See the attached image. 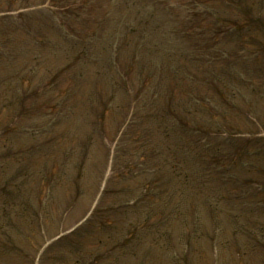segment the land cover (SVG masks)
I'll use <instances>...</instances> for the list:
<instances>
[{"label":"trees","instance_id":"trees-1","mask_svg":"<svg viewBox=\"0 0 264 264\" xmlns=\"http://www.w3.org/2000/svg\"><path fill=\"white\" fill-rule=\"evenodd\" d=\"M213 1L220 0H210L212 5L206 0H0L3 12L36 6L0 15V65L7 67L12 60L8 49L15 50L11 57L20 55L23 60H12L23 72L0 97V202L15 203L24 188L31 187L22 181L24 173L35 177L40 193L60 177L55 159L42 173L37 171L40 163L33 165L39 155L49 154L51 141H74L82 153L96 141L107 153V164L113 153L112 175L93 215L49 243L41 264L49 259L58 264L72 254L70 264H117V253L141 255L136 246L145 241L171 258L167 264H176L184 248L180 251L173 228L181 224L180 243L194 248L197 230L190 227L194 219H201L193 208L197 203L206 204L212 219L223 213L231 219L236 214L254 216L249 210L255 204L261 205L255 210L264 211V112L257 106L259 100L264 104L258 87L264 81L263 0H221V9ZM183 8L190 11L186 19L179 13ZM165 13L170 27L185 33L186 43L195 41L193 46L155 47L164 33L157 20L167 22L162 19ZM217 24L233 38L228 42L233 52L249 51V60L231 58L232 71L224 74L198 62L207 51L202 44L224 42ZM204 28L211 36L195 33ZM47 53L58 63L47 61ZM8 71L13 68L0 74ZM130 79L138 87L132 93ZM240 86L251 89V100L236 101ZM77 94L85 99L79 105ZM74 106L87 126L83 136L68 134L70 122L57 130L62 112ZM141 108L144 113L137 115ZM35 110L42 119L33 117ZM108 123H114L110 130ZM19 133L32 135V141L15 145ZM39 133L43 135L35 140ZM72 148H64L63 155ZM221 168L249 170L242 184L250 191L238 184L208 185ZM182 182L192 189H182ZM184 190L190 194L184 195ZM18 210L19 206L0 208V264H34L44 241L35 229L19 224ZM255 221L261 219H253L254 228ZM257 228L264 231L260 223ZM200 229L199 237L208 239V231ZM249 240L264 245L257 234Z\"/></svg>","mask_w":264,"mask_h":264},{"label":"rangeland","instance_id":"rangeland-1","mask_svg":"<svg viewBox=\"0 0 264 264\" xmlns=\"http://www.w3.org/2000/svg\"><path fill=\"white\" fill-rule=\"evenodd\" d=\"M206 2L211 4L210 0H206ZM213 3L216 4L219 9H221V7L219 6V4L221 3V0L213 1ZM260 7H262L264 11L263 2H261ZM189 12L190 11H188L187 8H183L182 10H180L179 13L180 15H182V18L186 19V15H188ZM124 15L128 17V15L126 14ZM162 19L163 20L167 19V22L162 21L160 19L157 20V21L162 22V25L160 26V30L164 29V33L162 34V37L156 38L158 43L155 45V47L164 46V48L166 47V48H171L174 50L176 46L177 48H179L181 46L185 47V46L194 45L195 41L186 43L183 40V35H186L185 33L183 34V32L178 30L176 27H173V26L170 27L171 19L168 17L167 14L166 16L163 14ZM179 19H180V16H179ZM203 24L207 25L204 22L202 23V25ZM223 26L224 25L222 24H217L218 28L216 29L218 31L216 32H219V35L221 36V39H224V42L222 41L219 43L216 42L214 43L212 47H210L211 44H205V43L202 44V47L203 48L206 47L207 51L205 52V54H203L201 60H199L198 62L202 65V67L206 66L212 69L219 68L220 72L224 74L225 72L229 73L232 71V68H230L229 66V60L231 58L236 57L238 60L239 59L238 56H241L244 60L245 59L249 60V57H248L249 51L244 49V50H237V52L236 51L233 52L230 49L231 43H228V42H232L233 38L231 36H228V33L226 32ZM195 33L198 36H207V37L211 36L212 34L210 30L207 28H204L201 31L198 30ZM174 35L178 37V41H179L178 43H176L177 38L173 37ZM168 39H170V41L173 44H168L167 42ZM14 51L15 50L13 49H8L5 52L8 53V56L10 59L14 60L17 63L18 61H20V63L23 64V60L21 59L20 55H18V59H15L9 55V53H13ZM46 57H47L46 58L47 61H51L54 64L58 63L55 61L54 57L50 53H47ZM178 59H179L178 53H175L174 61L177 63V70H179V68L182 67ZM12 60H8V62L5 64L7 67H2L0 65V73H3L8 67L13 68V71L11 72L8 71L4 74H0V97L4 93V88L17 83L19 80H17L16 77L18 75L19 76L22 75L21 72H23V69L21 72H19L18 69L15 68L16 65H13L14 62ZM133 80L134 79L129 80V83L131 85L130 93L138 89V87L134 88L133 83H132ZM243 83L244 82H242L241 84ZM240 87L241 88L236 89V97H237L236 101L239 99H244V101L246 102L247 100H251V96H250L251 89L249 87H243V86H240ZM258 87L259 88L261 87L262 95H264L263 94L264 93V81H262V84L258 85ZM77 95H78V100H75V103L76 105H79V103L85 101V99L81 98L79 94ZM82 96L84 97V94ZM133 96L136 97V94H133ZM138 100L141 102L143 101V99H138ZM257 106H259L260 110L264 112V104L262 101L259 100V102L257 103ZM136 112H137V115H142L144 113L143 108L139 110L137 109ZM62 116H63L61 119L62 127L58 128L57 130L61 131L67 128L68 122H70L69 123L70 129L67 130L69 131V133L68 132L67 133L69 135H82L83 136L84 127L86 128L87 126L81 123L80 119H81V116L83 117V115L77 111V108L75 106L66 108L62 112ZM33 117H36V118L38 117V112H36V110L33 111ZM38 119L40 120L42 119V117L40 116L38 117ZM72 121H74L73 122L74 124L72 123ZM80 126H83V128L79 130L78 127ZM93 126L94 125H91L90 127H93ZM74 127H77V128H74ZM107 127L109 128V130L112 129L114 127V123H108ZM49 129H51V127H49ZM49 129H47L46 132H49L50 131ZM42 135L43 134L40 135V133L36 134L35 140L38 138H41ZM14 138L16 139L14 142L15 145L21 146V147L23 145L28 144L33 139L32 135L28 133L21 134V135L19 133L18 137H14ZM60 142L62 143L59 146L58 143ZM93 143L96 145L91 146V148H89L87 151L83 153H82V149H80L74 141L69 142V140L67 141L62 140V141L57 142V140H55L47 144L48 149H49V154L39 155V157L34 161L33 165H35V163L37 162L40 163L37 171L39 173L40 172L42 173L43 171H45V169L43 170V167H47L46 163L48 161L52 163V160L55 159V165H57V167L60 168V174H59L60 177L57 180V183L55 182L51 186L52 192L50 194H47L48 197H45L46 194L44 192L43 193L36 192V186H35L36 181H34L35 177L34 178L27 177V174L24 173L22 181L24 182L26 180L27 182H30L31 187L24 188L23 192H21L20 195L18 196L19 197L18 200H16L15 202L19 204V210H18L19 215L17 217L19 219L18 221L20 222L19 223L20 225L35 229L36 235H39V237L42 236V239L45 240L46 236L56 234V232H60L64 230L67 226L72 225V223L75 222V220L82 217L85 209L89 208L92 205L91 202H92V197H93V190L98 186V180L101 177V173H100L101 168L104 169L107 164L106 163L107 153L105 149L102 146H100L99 143H96V141H94ZM68 145L73 147L72 152L67 155H63L62 151ZM190 148L192 149V146ZM81 153L82 155L78 156V154H81ZM202 154L203 156L208 157L207 153L203 152ZM42 156L47 157V158H43ZM202 161L205 164L206 161L203 159ZM217 161L220 165L221 163L220 159H217ZM213 162L215 161H212V163ZM76 163L81 164V167L83 169L79 170V167ZM196 165H197V162H194V166ZM13 167L15 168V164H13L12 168ZM201 167L203 168V164L201 165ZM193 170L196 171L197 168H194ZM221 170H222L221 173H219L216 176L211 177L208 185H211V187L215 186L217 188L218 186H221V185L238 184V186H240V188L242 187L246 192L250 191L251 187L247 186L246 184L245 185L242 184V183H245L244 179L249 176V170H243V169L240 171L230 170L229 172L226 169L223 171V168H221ZM223 175L228 176V178L224 179L222 177ZM251 178L252 177H249L248 180H250ZM76 179H78L77 180L79 182L78 184L84 185V189L80 195H78L77 193L74 194V191H75L74 180ZM181 188L182 189H192L189 186H187V183H184V182H182ZM252 191L260 192L259 189H253ZM183 192H184L183 193L184 195L190 194L189 190H184ZM212 196L213 194L210 195L209 197H212ZM236 196L237 198H241L240 195H236ZM255 202H258V201L254 200L252 203H255ZM236 203H240V201L236 200ZM250 207L251 208L249 212L254 216L245 214V215H242L240 219H231L227 217L225 213L219 215L217 218H218V226H220L221 231L218 234L214 233L215 234L214 235L210 233V232H213V227L211 224L212 219H210L209 217V211H210L209 208L206 209V204L204 202L197 203L193 208H195L196 210H199V211H195V213L199 217H201V220L198 221V219L197 220L194 219L191 222L192 227H190L193 229L195 228L197 230L196 236L192 242V245L194 248L190 247L189 245H186L184 247L182 244H179L180 251H181V248H184V250L181 251V255L183 256L182 257L183 259H181V261H179L178 264H234L235 262H237V259H235L236 255L234 254H236V251H238V248L235 245H233V243H234V239L237 237H239L240 248L242 247L243 250L244 249L247 250V248H249L250 246L252 247L258 246L257 244H255V242H253L252 240H249V237H251V235L253 234H257L264 241V234H263L264 231L262 232L260 229L257 228L258 223L261 224L262 230L264 228V211L260 212V211L255 210L256 207L261 208V205L255 204ZM61 209L64 211L61 212ZM256 216H258L259 219H261V221L260 222L255 221L254 224L256 228H252L253 226L251 224H252L253 219H255ZM47 221H49V223ZM210 224H211L212 230H211ZM200 228H203V229L206 228L209 231L210 236H208L209 237L208 239L206 238L203 239L199 237V232L201 231ZM247 228H251L249 232H246L244 230ZM206 229H204L203 231L205 232ZM236 229H241L242 231H239L238 234H236ZM182 231H183V228L180 224H176L174 226V233L177 232V234L175 235L176 237H178L179 233ZM18 240H20V238H18ZM190 241L192 240H188L187 243ZM148 244H150V242L146 241V242H142L138 244L136 247L138 248L141 247V250H142L141 254H142L143 250L154 249V247L151 246L152 244L149 245L150 248L147 247ZM259 252H255L254 254L251 253V255L253 256L248 264H264V245L259 248ZM163 253L165 254L164 251ZM117 254L118 255L116 259H114V261H116V263L118 264H140L139 257L141 256L138 255V253L133 254L130 251H126L122 253L121 255H120V252ZM164 254L162 255V257H164ZM73 258H74V255L72 254L70 259L67 257L63 259V261L59 262L58 264H70L69 262ZM169 261L170 259H168V262ZM165 262H166V259L164 258H160V260H157V263H165ZM48 264H54V262L52 261L51 263L49 259ZM146 264H154V261H149V263L147 261Z\"/></svg>","mask_w":264,"mask_h":264}]
</instances>
